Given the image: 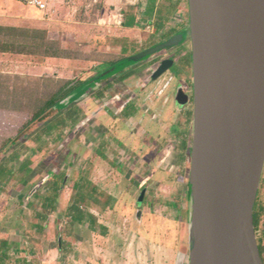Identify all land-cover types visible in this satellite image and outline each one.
Instances as JSON below:
<instances>
[{
  "label": "rangeland",
  "instance_id": "1",
  "mask_svg": "<svg viewBox=\"0 0 264 264\" xmlns=\"http://www.w3.org/2000/svg\"><path fill=\"white\" fill-rule=\"evenodd\" d=\"M8 1H0V26L47 25L50 32L47 42H11L50 46L71 59L52 64L42 56L0 53V149L68 82L89 84L108 63L153 48L189 24L188 0H174L179 8L159 34L162 0H41L46 10L32 0ZM153 5L156 17L149 19L144 13ZM120 15L123 23L138 15L142 24L127 29L117 23ZM59 33L62 40L55 39ZM190 48L187 42L123 67L6 152L4 158L19 155L10 167L25 164L29 171L0 180V253L9 255V264H189L194 108L178 90L184 85L192 94L185 85L192 56L156 80L153 75L161 60H177ZM65 174L56 196L52 180ZM82 177L91 184V202L81 209L95 219L80 224L70 211ZM259 190L264 206V173Z\"/></svg>",
  "mask_w": 264,
  "mask_h": 264
},
{
  "label": "water",
  "instance_id": "2",
  "mask_svg": "<svg viewBox=\"0 0 264 264\" xmlns=\"http://www.w3.org/2000/svg\"><path fill=\"white\" fill-rule=\"evenodd\" d=\"M188 5L194 79L189 264H264L254 225L264 173V0H188ZM184 39L176 35L126 59L58 108L124 66ZM173 64L165 61L153 79Z\"/></svg>",
  "mask_w": 264,
  "mask_h": 264
},
{
  "label": "trees",
  "instance_id": "3",
  "mask_svg": "<svg viewBox=\"0 0 264 264\" xmlns=\"http://www.w3.org/2000/svg\"><path fill=\"white\" fill-rule=\"evenodd\" d=\"M155 1V0H152ZM163 1V2H162ZM163 8L161 9L160 13L157 15V19L155 21L156 33L159 34L164 31L166 24L169 18L173 15L175 11L179 8L180 2L173 3L174 0H162ZM160 3V4H161ZM164 4V5H163ZM144 16L153 19L156 17V9L155 6L147 7V10L144 13ZM150 23V22H149ZM141 18L138 15H129L126 17L123 26L128 29H133L136 27L141 26ZM177 30H171L168 32V36L166 38H170ZM20 38H28L38 42H47V31L40 30V29H20L16 27H2L0 26V53L3 54H16V55H23V56H42L44 58H57V59H71L70 56L65 54V51H62L57 48H53L50 46H40V45H28V44H19L11 42L9 39H20ZM126 59H122L118 62H110L107 64L106 68H104L99 74H103L104 72L108 71L109 69L115 67L119 63L125 61ZM126 67V66H124ZM122 69V68H121ZM117 73H112L108 77L114 76ZM129 73L128 75H130ZM127 75L122 77V80L125 79ZM104 80V79H103ZM100 80L99 82H101ZM86 83H79L75 84L72 82H68L65 88L61 89L58 93L53 95L49 100H47L42 106H38L36 111L33 114L32 119L19 131L16 137L13 139L8 140L4 143L2 148L0 149V180L7 178V180L17 177L16 175L21 172L28 173L29 171L25 169L27 165H23L18 169L15 167H10L9 164L12 162H16L19 160V155L15 152L7 158L5 154L9 151L10 148L17 146L20 142L25 141L29 138L36 130L41 128V126H45L52 118L63 112L64 110L69 111V105L61 106L58 108L60 103L64 101L67 97L75 93L77 90L82 88ZM130 112H127L129 115ZM186 144H184V147ZM187 148V147H185ZM191 152V149H190ZM187 159V157L182 156V159ZM190 158V157H188ZM22 180V179H21ZM67 181V175L56 176L52 180L55 189L57 191V195H60L65 183ZM189 181V180H188ZM90 182L85 181V178H81L75 184L76 195L74 197V202L71 207L70 216L71 220L74 223L83 224L86 218L95 219V217L91 214H87L82 211L81 205H89L90 199L88 198L87 194V185ZM188 196L190 200V186L188 182ZM95 187L92 188V191L95 192ZM260 194L261 191L259 190L257 201L255 204L254 209V225L258 240V245L260 249V253L264 262V206L260 202ZM54 202V201H53ZM31 206V205H30ZM45 218V217H42ZM9 255L7 253H0V264H9ZM21 261H16L15 264H20ZM24 264H28L27 261Z\"/></svg>",
  "mask_w": 264,
  "mask_h": 264
},
{
  "label": "flooded vegetation",
  "instance_id": "4",
  "mask_svg": "<svg viewBox=\"0 0 264 264\" xmlns=\"http://www.w3.org/2000/svg\"><path fill=\"white\" fill-rule=\"evenodd\" d=\"M189 25H190V18H189V24H188L187 26H185V27L179 29V30L175 33V35L172 36V37H174V36L179 35V34H185V39H184V41L182 42V44L179 45V46H177V47H175V48H172V49H177V48L182 49V47H183L184 45H186L187 42H189V43H191V48H190V50H189L187 53L182 54L181 57H179V59H177V60H174V59H172V58L161 60V61H160V64H158L159 66L157 67L156 71H158V69L162 66V64H163L165 61H173V62H174L173 66H174L175 63L178 62L179 60H181V59H187V58H189L190 55L192 56V42H191V38H190ZM172 37H170V38H168V39H165V40L161 41L159 44L169 41ZM159 44H157L156 46H158ZM156 46H154V47H156ZM154 47H153V48H154ZM149 49H151V48H149ZM172 49H169V50H167V51H165V52H161V53H164V54L167 53V54H168V53L170 52V50H172ZM147 50H148V49H147ZM159 54H160V53H159ZM146 60H147V59H146ZM191 65H192V67H191V71H192V74H191V75H192V76H191V78H190V79H191V84H190V85L185 84V85L188 86V89L191 88V90H192V94L189 95V93L187 92V89H186V88L184 87V85H183V86H181V87L179 88V90H178V97L180 96L181 93H182V94H185V95L187 96V99H188V100H187L188 103H187L186 105H188L189 103H192V104H193V108H194L193 57H192ZM173 66H172V67H173ZM172 67H171V68H172ZM171 68H170V69H171ZM170 69H169V70H170ZM169 70H168L167 72H169ZM156 71H155V72H156ZM167 72H166V73H167ZM166 73H164V74H166ZM164 74H163V75H164ZM188 83H189V82H188ZM186 105H185V106H186ZM193 115H194V109H193Z\"/></svg>",
  "mask_w": 264,
  "mask_h": 264
},
{
  "label": "crops",
  "instance_id": "5",
  "mask_svg": "<svg viewBox=\"0 0 264 264\" xmlns=\"http://www.w3.org/2000/svg\"><path fill=\"white\" fill-rule=\"evenodd\" d=\"M0 1H3V2H6V1H8V0H0ZM41 1V0H40ZM43 2V1H42ZM8 3H9V1H8ZM44 3V2H43ZM11 4V3H10ZM35 7V6H34ZM38 8V7H37ZM47 9V8H46ZM45 9V10H46ZM46 26L47 25H43V30H45L46 29ZM48 29V28H47ZM128 29V28H127ZM50 33V32H49ZM49 33L47 34V39H49ZM63 35L61 34V33H59L58 35H55V39H57V40H62L64 37H62ZM47 60H48V62H50V63H52V64H57V63H59V62H64V61H66V60H64V59H57V58H46Z\"/></svg>",
  "mask_w": 264,
  "mask_h": 264
},
{
  "label": "built area",
  "instance_id": "6",
  "mask_svg": "<svg viewBox=\"0 0 264 264\" xmlns=\"http://www.w3.org/2000/svg\"><path fill=\"white\" fill-rule=\"evenodd\" d=\"M30 4L31 5H33V6H35V7H38L39 9H41V10H45L46 8H47V4H45V3H43L42 1H40V0H32L31 2H30ZM120 21H119V17L117 16V19H118V21L119 22H117V23H119L120 25L123 23L122 22V18H123V15H120ZM148 28H151V26L150 25H148Z\"/></svg>",
  "mask_w": 264,
  "mask_h": 264
}]
</instances>
